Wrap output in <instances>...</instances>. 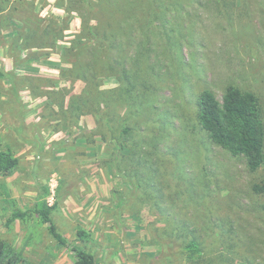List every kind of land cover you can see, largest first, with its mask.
Wrapping results in <instances>:
<instances>
[{"label": "rangeland", "instance_id": "rangeland-1", "mask_svg": "<svg viewBox=\"0 0 264 264\" xmlns=\"http://www.w3.org/2000/svg\"><path fill=\"white\" fill-rule=\"evenodd\" d=\"M175 1L184 41L179 48L169 49L162 41L156 46L164 85L150 118L144 108L127 116L134 129L128 143L141 148L142 158L151 153L153 161H164L165 192L171 201L159 200L158 205L179 213L175 222L188 220L191 228L197 226L193 205L177 201L175 193L188 197L185 183L207 175L213 199L206 204L235 221L241 239L237 251L247 264H264V195L252 191L254 184L264 182V163L249 172L243 158L211 144L196 118L201 91L209 90L221 101L231 85L258 97L264 124V0H225L221 7L213 0ZM11 6L18 9L8 13L13 26L0 21V69L16 75L18 94L16 98L9 81L0 79V145L14 153L19 165L10 176L0 174V241L18 254L20 264H73L71 249L57 244L33 212L44 202L53 207L51 218L59 233L70 245L94 255L96 264H184L177 254L165 257L155 240L166 228L149 201L158 188L142 185L117 208L114 195L126 197L132 190L114 160L123 153L116 138L123 112L112 111L110 126L101 127L103 138L97 116L75 121L57 105L63 93L78 95L84 89L82 81L60 77V70L71 67L62 50L81 32L82 9L74 0H12ZM31 10L44 27L52 23L62 30L63 38L51 49L19 53L13 46L15 30L27 24ZM118 87L117 79L108 77L101 89ZM44 95L54 100L46 101ZM15 209L31 213L8 224L9 211ZM79 229L89 233L88 241L77 239Z\"/></svg>", "mask_w": 264, "mask_h": 264}, {"label": "trees", "instance_id": "trees-1", "mask_svg": "<svg viewBox=\"0 0 264 264\" xmlns=\"http://www.w3.org/2000/svg\"><path fill=\"white\" fill-rule=\"evenodd\" d=\"M225 0H213L221 7ZM81 11V32L62 50L63 57L71 64L69 69L60 70V77L74 82L80 80L84 89L78 95L63 93L57 105L64 115L77 121L83 115L99 118L97 127L102 133V126H110L116 108L125 118L118 126L116 136L122 155L116 156L117 172L132 188L126 197L117 199L120 210L127 203V197H135L142 185L157 189L151 193L153 211L165 223V229L155 235L165 257L177 254L184 264H247L238 252L241 239L234 220L220 216L206 204L212 198L210 182L203 175L196 183L189 180L185 193L176 192L179 202L193 205L192 215L199 219L197 226L191 228L188 220L175 222L179 213L162 210L158 203L171 201L167 191L164 161H158L148 153L145 159L139 154L134 143H128L134 129L126 123L135 110L144 108L148 118L154 108L156 95L162 89L164 80L159 70L160 60L157 47L160 41L169 49L179 48L184 41L183 25L178 23L174 13L179 11L175 0H74ZM12 0H0V21L12 25L17 8L11 6ZM59 6H62L59 4ZM33 9V4H30ZM27 19V24L16 29L14 49L17 52H36L51 49L61 41L62 30L49 23L44 27V20L34 15ZM34 21H32V20ZM23 22V21H22ZM26 22V21H25ZM178 34V35H177ZM36 56V53H33ZM115 77L119 82L116 89H101L103 80ZM0 79L9 81V90L17 98L18 85L13 71L0 69ZM69 96L67 105L65 97ZM46 101L54 100L44 95ZM20 102V101H19ZM128 116V118H127ZM196 118L211 144L227 152L233 158H243L249 172H256L264 163V124L258 97L249 91H241L235 86H227L221 101L209 90H203L196 101ZM153 121V119H152ZM148 121V125L152 124ZM141 149V148H140ZM171 156V154H169ZM135 158L137 162H133ZM141 162V163H140ZM122 164H125L122 165ZM19 159L10 149L0 145V174L10 176L18 168ZM123 166V167H122ZM141 174H145V178ZM185 176V174L183 173ZM139 177V178H138ZM208 179V180H207ZM162 180V181H161ZM199 189L205 190L201 194ZM165 186V188H164ZM252 191L264 195V182L254 184ZM202 201V202H201ZM196 204V205H195ZM195 205V206H194ZM52 206L39 203L34 213L41 224L46 225L48 234L59 245L70 248L74 253L73 264H96L95 256L86 252L80 245H70L59 233L52 218ZM8 224L16 220H25L31 212L11 210ZM176 224H174V223ZM195 222V223H196ZM77 239L84 243L89 240V233L84 229L76 232ZM0 264H20L18 254L11 252L7 243L0 241Z\"/></svg>", "mask_w": 264, "mask_h": 264}]
</instances>
